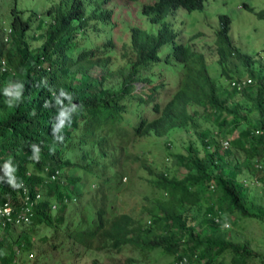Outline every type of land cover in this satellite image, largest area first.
<instances>
[{
	"label": "trees",
	"instance_id": "obj_1",
	"mask_svg": "<svg viewBox=\"0 0 264 264\" xmlns=\"http://www.w3.org/2000/svg\"><path fill=\"white\" fill-rule=\"evenodd\" d=\"M111 1L50 0L42 14L24 16L17 0H0L8 18L0 24V204L11 205L13 218L25 202L22 187L31 201L26 221L0 225V263L15 264L14 257L25 263L21 255L28 258L24 250L37 228L39 244L51 249L66 240L68 247L108 252L129 245L139 255L159 247L185 255V264H210L224 252L232 264L252 257L264 264V255L233 240L224 225L240 216L264 220L247 206L248 186L240 179L242 171L262 167L264 156V82L252 66L255 57L232 43L224 13L217 16L214 43L225 84L208 73L202 52L174 40L178 31L164 16L201 8L203 0L140 4V14L163 29L127 24V40L117 48ZM254 14L264 18V7ZM230 57L243 64L245 76L226 73ZM163 67L166 79H160ZM241 79L243 85L231 84ZM134 81L150 86L134 91ZM166 85L173 90L161 95ZM180 128L193 137L183 150L167 152L175 167L153 169L130 150L139 137ZM234 149L242 152L240 161ZM132 160L154 187L137 215L115 212L107 193L120 188ZM125 259L114 264H139Z\"/></svg>",
	"mask_w": 264,
	"mask_h": 264
},
{
	"label": "rangeland",
	"instance_id": "obj_2",
	"mask_svg": "<svg viewBox=\"0 0 264 264\" xmlns=\"http://www.w3.org/2000/svg\"><path fill=\"white\" fill-rule=\"evenodd\" d=\"M50 0H17V6L22 8V14L25 16L31 10L42 14L44 8L49 5ZM152 0H112L108 3L112 6L114 12L110 20L113 23L110 27V35L116 43V47L121 42L126 41L128 37L127 24L136 23L147 30L156 31L163 29L159 24L150 23L144 15L140 14V4ZM246 3L249 8L244 7L242 3ZM264 7V0H203L201 8L185 10L182 7L177 8L173 13H167L164 20L167 21L168 27L177 30L175 41H184L190 46L202 52L204 61L207 66L208 73L216 79L218 83L225 84L227 78L220 73V67L217 63V54L215 51L214 31L218 26L217 16L224 13L229 17V37L234 45L240 51L251 54L255 57L253 62L254 69L263 74L264 82V18L257 17L255 10ZM7 14L4 5H0V24L5 25L7 22ZM36 21L32 18L31 26L34 29ZM192 36V34L198 33ZM89 36H93V32H89ZM37 39H31L32 45L37 44ZM169 47V43H165L162 48ZM225 71L232 76H245L244 66L236 58L230 57L225 64ZM160 79L167 78L166 69L162 70ZM158 81V80H157ZM150 84L143 81H134V91L147 90ZM142 88V89H141ZM172 85H166L160 90L161 95L170 92ZM242 98V97H241ZM243 99V98H242ZM242 104L246 101L241 100ZM202 125H208L215 129L211 121H202ZM242 125V124H241ZM235 131V130H234ZM214 132V130H213ZM236 132V131H235ZM230 135V134H229ZM145 138H137L130 150L135 154L147 159L148 164L153 169H163L175 167L173 158L169 157L167 152H177L183 150V145L188 138H192L193 134L183 128L172 129L163 136L146 135ZM198 145V143L196 142ZM237 161L243 157L242 152L234 149ZM139 160H132L126 165L128 174L122 177L120 188L113 186L107 191L110 193L108 202L112 203V209L115 212L128 211L137 215L139 207L145 202L144 196H150L154 187L147 181V174L139 164ZM261 166L257 170L242 171L240 179L248 186L246 194L247 206L264 215V156L260 160ZM175 169V168H174ZM182 167L175 169L177 174L181 172ZM92 187L87 189V193L93 191ZM202 208L195 211L196 219L200 218ZM199 214V215H198ZM228 235L235 241H247L251 250L257 255H264V220L253 216H240L234 223L228 220ZM33 245L31 248L24 250L28 258L25 259L26 264H114L116 261L125 262L126 257H132L139 264H171L172 255L166 254L159 247L151 249L143 255H139L138 251L129 245H125L119 252L110 250L84 249L81 246L68 247V241H62L56 249H51L47 243H40L37 237L42 232L37 228H32ZM41 231V232H40ZM28 253V254H27ZM259 258L252 257L247 264H260ZM23 263V264H25ZM35 264V263H34ZM210 264H232L229 261V253L219 254Z\"/></svg>",
	"mask_w": 264,
	"mask_h": 264
},
{
	"label": "built area",
	"instance_id": "obj_3",
	"mask_svg": "<svg viewBox=\"0 0 264 264\" xmlns=\"http://www.w3.org/2000/svg\"><path fill=\"white\" fill-rule=\"evenodd\" d=\"M246 81H247V79H246ZM243 83H244V79L239 80V82H236L234 80L231 81V84H236V87L243 85ZM220 143L222 146H226L227 145V139H221ZM258 165H260V164H258ZM22 192L24 195L23 199H25L24 205L22 206V210L19 211L16 214V216H14L13 218L11 216V213H12L11 205L8 202H3L2 204H0V225H1V227L6 222H10L12 224H15L19 221H26L27 220L26 211L30 210L31 201L29 200V194L27 193L25 187H22ZM35 195L38 196V194H35ZM227 224L228 223H226V222L224 223L225 226ZM19 251H20L19 248L15 247L16 254H18ZM174 256L175 257L172 256L171 264H185V262L187 261L185 255L180 256V255H178V253H175ZM12 261L15 264H17V262H18L16 257H14ZM0 264H2V263H0Z\"/></svg>",
	"mask_w": 264,
	"mask_h": 264
}]
</instances>
